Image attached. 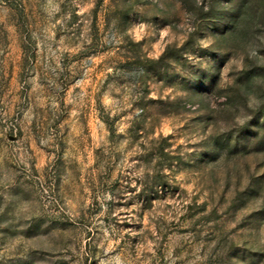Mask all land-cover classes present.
I'll return each mask as SVG.
<instances>
[{
  "label": "rangeland",
  "instance_id": "374dc122",
  "mask_svg": "<svg viewBox=\"0 0 264 264\" xmlns=\"http://www.w3.org/2000/svg\"><path fill=\"white\" fill-rule=\"evenodd\" d=\"M0 264H264V0H0Z\"/></svg>",
  "mask_w": 264,
  "mask_h": 264
}]
</instances>
